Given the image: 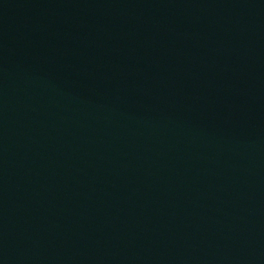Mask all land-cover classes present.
Instances as JSON below:
<instances>
[{"label": "water", "instance_id": "obj_1", "mask_svg": "<svg viewBox=\"0 0 264 264\" xmlns=\"http://www.w3.org/2000/svg\"><path fill=\"white\" fill-rule=\"evenodd\" d=\"M0 264H264V0H0Z\"/></svg>", "mask_w": 264, "mask_h": 264}]
</instances>
